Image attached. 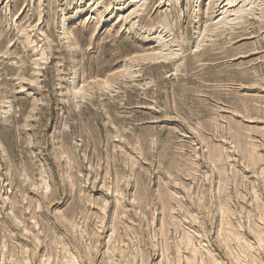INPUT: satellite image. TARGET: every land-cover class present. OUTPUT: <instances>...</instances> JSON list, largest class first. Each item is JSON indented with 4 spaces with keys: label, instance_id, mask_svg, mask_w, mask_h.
<instances>
[{
    "label": "rangeland",
    "instance_id": "obj_1",
    "mask_svg": "<svg viewBox=\"0 0 264 264\" xmlns=\"http://www.w3.org/2000/svg\"><path fill=\"white\" fill-rule=\"evenodd\" d=\"M0 264H264V0H0Z\"/></svg>",
    "mask_w": 264,
    "mask_h": 264
}]
</instances>
